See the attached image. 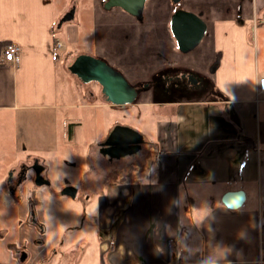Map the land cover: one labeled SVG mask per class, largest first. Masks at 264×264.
I'll use <instances>...</instances> for the list:
<instances>
[{
	"label": "crops",
	"instance_id": "0c3cea01",
	"mask_svg": "<svg viewBox=\"0 0 264 264\" xmlns=\"http://www.w3.org/2000/svg\"><path fill=\"white\" fill-rule=\"evenodd\" d=\"M80 1L84 8L78 14ZM104 1L0 0V118L6 113H50L58 109L59 100L69 104L65 106L67 109L114 106L104 96V105H92V94L76 80L69 79L72 76L68 70L70 63L83 53L73 52L71 43L66 50L58 52L63 48L58 39L62 33L64 40L74 39L72 34L78 36L75 27L65 25L78 24V17L84 24H93L99 13L109 12L101 8ZM234 2L241 11L238 18L232 11L226 17L222 12L214 15L211 11V16L214 15L211 41L213 54L218 57V63L213 66L211 98L192 100L187 97L178 103H157L154 101L159 98L156 91L141 90L139 94L145 96L142 103L114 106L129 122H115L112 130L116 126L132 129L142 136L143 143L135 153L116 159L98 150V144L105 138L107 141L112 130L105 138L99 136L98 142H86L87 167L79 186L82 185L80 190L86 198L97 196L89 205L90 208L94 206L93 211L91 213L85 205L86 223L81 222V228L60 229L49 242H46L49 233L45 227L44 233L39 234L30 225L22 224L26 235L35 234L34 242L40 249L39 264H52L45 261L51 257L53 264L62 261L82 264L87 250H91L84 239L78 241L79 246H74L83 257H64L61 253L68 248L66 239L79 235L84 229L92 231L97 238L93 245L97 249L98 264H264V250H260L259 245L264 231V91L259 90V80L264 79V52H253L250 42V34L258 25H261L259 32L264 38V0ZM162 6V12L167 14L165 30L171 37L170 1L164 0ZM71 8L74 9L72 20L58 28L59 20ZM114 9H118L116 14L109 12L107 15L121 19L120 13L130 16L119 8ZM144 12L143 21L146 19ZM54 38L61 45L57 46L58 50L53 47ZM12 43L19 47L16 64L2 57L3 49ZM153 53L133 52V55L153 62ZM61 55L62 85L58 81ZM124 74L132 85L136 84ZM148 80L149 77H141L136 82ZM78 89L84 90L82 96ZM142 106H148L145 109L153 114L140 108ZM132 109L139 113H133ZM149 121L152 129L147 127ZM137 124L142 129L136 128ZM74 129L70 124L72 134ZM93 151L99 161L91 159ZM150 152L154 154L152 161H144ZM32 158L36 157L16 162ZM0 159L6 164L10 162L6 169L0 165V200L4 205L7 203V207L12 201L18 211L25 212L26 219L24 200L30 197L39 201L36 193L52 188L49 169L37 158L47 168L45 181H49V185L27 183L30 187L20 184L12 188L7 185L8 173L17 164L11 165V155ZM104 165L106 170L117 171L120 177L114 180L103 177L102 183H98L93 172ZM146 168L152 169V176L139 179L137 170ZM234 191H242L245 201L238 209L231 210L222 203V196ZM64 199L76 201L75 198ZM92 219H97L96 224L89 225ZM6 233L1 235L0 241L5 239ZM47 244L51 251L47 250ZM9 245L12 242L7 247ZM15 252V248L9 251V258L18 264H30L32 256L17 260L16 256H11Z\"/></svg>",
	"mask_w": 264,
	"mask_h": 264
},
{
	"label": "rangeland",
	"instance_id": "374dc122",
	"mask_svg": "<svg viewBox=\"0 0 264 264\" xmlns=\"http://www.w3.org/2000/svg\"><path fill=\"white\" fill-rule=\"evenodd\" d=\"M163 4L164 0H148L145 4L146 19L142 22L120 12L123 19L120 17L113 18L112 14L107 15L109 12L116 14L118 9L99 13L97 17L95 16L96 18L93 24L90 25L84 24L83 20L78 17V24L65 25L75 27L78 36L72 34L74 39L64 40L62 33L59 39L63 43V48L59 49L58 52L66 50L67 45H69L68 43H71L73 44L71 47L73 52H80L101 60L102 56L108 57L110 61L115 63L114 65L119 66L118 68H121L132 78L133 83H136L137 79L141 77H149L150 80L154 75L153 72H156L154 68L161 65V63L165 65L168 60H170V65L197 72L200 76L210 75L213 71V66L218 63V57L211 52L212 49H210L209 43L204 41L194 52L184 54L176 52L174 49V40L169 36L168 30L167 32L165 30L167 28V14L166 11L162 12ZM87 6L89 7L90 4ZM181 6L184 7V10L195 13L196 15L202 13L204 19L208 18L211 11L214 12V15L222 12L225 17L231 15L232 11L236 15V18L240 17L241 12L238 3H235L234 0H183ZM78 8V14H80V11L84 8L82 1L78 3ZM214 15L211 20L212 25L214 23ZM67 23L69 22L65 24ZM260 27L261 25L255 26L250 34V42L253 43V52L258 53L264 52V38L259 32ZM211 39L212 36L207 41H211ZM129 52H154V61L145 62L141 60V57H137ZM61 66H63L62 55L58 62L60 69L58 71V81L60 85H62L61 79L63 76ZM71 75L73 76V74ZM72 76L67 78L72 81H77V78L75 76L73 78ZM78 91L79 96H82L81 92H84V90L78 89ZM85 91L91 92L92 99L90 102L92 105L95 103L104 105L99 85L92 83L89 87L85 88ZM78 100L80 98L76 99V102ZM59 101L58 109L50 113L41 112L38 114L37 112L36 115H34V112H23L19 114L6 113L3 118H0V157L6 159L11 155V165H14L17 164L16 161L19 159L24 160L29 156H35L42 163H45L49 169L48 177L52 181V188L50 191H47L45 188L38 191L36 197L39 201L35 205L37 217L39 216L40 222L43 223V226L49 233L47 239L45 238L46 242L55 238L56 232L60 229H65L68 226H70V230L71 227L81 228V222L82 224L86 223V218L84 219L83 216V207L85 205H88V207L90 204L92 205L94 203L92 199L97 197L94 195L90 199L83 198L85 194L82 193V198L76 201H70L62 198L60 195L58 197L54 195L56 190L61 186V183H63V179H67L71 184L80 187V178L87 167L85 162L87 155L85 148L88 147L87 143L98 142V138L101 135L105 138L115 126L113 125L115 122H129L127 118L123 117L118 107H90L87 109L70 107V109H67L65 106L69 104H62L65 102L64 100ZM68 101L70 102V100ZM143 101H145V96L142 95V99L139 102L142 103ZM147 107L142 106L140 108L149 112V109H145ZM132 112L139 113V110L132 109ZM149 114H153V112L150 110ZM137 118L138 116L133 119L135 124ZM70 124L75 126L73 134L69 131ZM135 127L142 129L140 124H137ZM147 127L152 129L153 124L149 121ZM11 147L15 148L11 150ZM95 153H92L91 159L99 161L100 158ZM153 156L154 154L150 152L144 161H152ZM1 161L0 159V165L2 167L5 166V169L10 166V162L6 164V162ZM105 166L96 170L94 169V177L95 180L98 179V183H102L103 177H107L106 180H114L120 177L117 171H110L108 168L106 170L104 168ZM103 171L104 173L107 172L105 176L103 175L104 173L102 174ZM137 172V176L141 180L149 175L152 176V169L149 168L139 169ZM27 186L30 187L29 184ZM54 197L56 200H54ZM7 206V203L4 205L0 200V237L4 232H8L3 236L5 239L0 241V264H18L16 260H12L11 257L9 258L10 254L6 247L10 242H12L16 250L26 247L28 254L31 253L32 258H34H31L29 263L39 264L40 260L37 258L40 255V249L34 242L35 234L28 233L26 235V230L22 225L25 224V212L18 211L12 201H10V206ZM93 208L94 206L90 208L91 213ZM87 209L85 210L87 211ZM117 213L120 214L121 212ZM58 220L59 223H56ZM96 220L92 219L91 222L88 221V224H96ZM91 233L84 229L75 237L69 236L70 238L66 239L68 242L66 246L68 248L63 249L61 256H72V258L83 257V253L81 252V255H79L77 250L74 249V246H79L78 241L84 239L91 250H87V258L82 264H88L89 262L91 264H98L97 249L93 245V242L96 243L95 240L97 238ZM27 242L29 243L27 244ZM43 245V247L46 246L44 243ZM48 246L47 244V250L51 251ZM47 257L49 258V255ZM45 261H51L53 264L54 259L51 257ZM61 264L68 263L62 261Z\"/></svg>",
	"mask_w": 264,
	"mask_h": 264
},
{
	"label": "water",
	"instance_id": "95a60500",
	"mask_svg": "<svg viewBox=\"0 0 264 264\" xmlns=\"http://www.w3.org/2000/svg\"><path fill=\"white\" fill-rule=\"evenodd\" d=\"M147 0H105L101 3L104 11H110L119 8L130 16L141 20L145 3ZM181 0H172V3L178 4ZM74 15V9L66 12L58 22V28L63 23L70 22ZM169 28L172 37L176 41V45L180 53H188L194 49L204 36L206 27L202 20L195 14L184 11L181 8L175 10L169 21ZM68 70L74 74L81 82L95 83L100 86L101 93L106 97V101L114 106H126L134 104L138 98V91L131 86L128 81L116 70L108 66L99 58L88 55H79ZM117 140L121 147L125 148L122 152L112 154L110 156L118 159L135 153L143 143L142 136L136 131L116 126L109 134L104 145L111 146ZM37 179L35 185L48 186L49 181L43 180L39 176L37 168ZM76 189L68 187L61 192L63 196L74 199ZM245 201L242 191L227 192L222 196V203L229 209L235 210L242 206ZM26 257V256H25ZM23 257L21 260H23Z\"/></svg>",
	"mask_w": 264,
	"mask_h": 264
},
{
	"label": "flooded vegetation",
	"instance_id": "af4514ba",
	"mask_svg": "<svg viewBox=\"0 0 264 264\" xmlns=\"http://www.w3.org/2000/svg\"><path fill=\"white\" fill-rule=\"evenodd\" d=\"M169 1H170V4H171L172 12H174L175 10H177L179 8L184 10V7L181 6L183 0H181V2L178 3V4L172 3V0H169ZM243 1L244 0H240L239 3L243 2ZM184 11H187V10H184ZM188 12H190V11H188ZM193 14H195V13H193ZM199 14L200 15H196V14L195 15L198 16L202 20V22L204 23V25L206 27V30H205L204 36H202L199 44L194 49L188 51V53L189 52H194L199 46L202 45V43H204V41L209 43L210 49H212L211 52H214L213 41H207L210 36L213 37V25H212V22H211V20H212L211 13H210V15H208V18H206V19H204L202 17V15H203L202 13H199ZM134 19L137 20L136 18H134ZM138 21L142 22L143 18L141 20H138ZM171 38H172V36H171ZM172 39L174 40V38H172ZM174 46H175L174 47L175 51L176 52H180L178 50V48H177L175 40H174ZM129 53L133 54V52H129ZM80 55H84V54H80ZM75 59L70 63V66L73 64ZM102 61L105 62L108 66H110L114 70L118 71L128 81V83L131 86L134 87L136 85V87H134V88L137 91H141V90H145L147 88L148 89L151 88L150 89L151 91L153 90L154 92L156 91V93H157V89H158V87H160V84L165 85L166 90L170 91L172 88L175 87L176 84H180L181 83L182 85L188 84L190 86H197L200 83V81H201L200 75H198L197 72H193V71H190L188 69H184L182 67H173V65H170L171 64L170 60H168V62L165 63V65L167 64L166 66L162 65V63H161V65L157 66L158 69H157L156 72H153L154 75L150 78V80L141 81V82H138V83L136 82L135 85H132L130 83V81L128 80V77L122 71V69L118 68L119 66L114 65L115 63L110 61V59L108 57L102 56ZM175 68H181V70H176ZM73 76H75V75H73ZM77 79H78V82L84 88H87V87H89L92 84V83L85 84V83L81 82L79 78H77ZM178 82H180V83H178ZM145 92L149 93V91H147V90ZM140 95L141 94H139V92H138V98H139ZM102 96H104V94H102ZM138 98H137V100H138ZM104 99L106 100L105 96H104ZM104 141H106V138H105ZM104 141L100 142L98 144V150H99V152L101 154L103 152L105 155H109L110 156L112 154H117V153L122 152L123 150H125V148L121 147L120 144L117 143L118 142L117 140L116 141L113 140L114 143L111 146L104 145L105 144ZM37 168L39 169V176L43 180L47 179V173L48 172H47L46 166L40 164V162H39V160L37 158H32L31 160L28 159V160H25V161L17 164L8 173V175H9L8 176V179H9L8 181L9 182L7 181L8 187L14 188V187L19 186L20 184H27V183L35 184V181L37 179V176H36L37 175ZM68 187H74L76 189V191H77V194H76V197H75L76 200L83 197L82 191L80 190L81 187H78V186H75V185L71 184L67 179H63V183H61V186L59 187L58 190H56L54 195L56 197H57V195L59 196L61 194V192L64 191ZM60 196L63 197V198H67V197H65L63 195H60ZM83 198H86V196H84ZM16 203H20V202H16ZM23 203H24V205L26 204V212L28 211L26 219H25V223L30 225L39 234L40 233L43 234L45 228L43 226V223L40 222L39 216L37 217V209H36V206H35V201L32 198L27 197L24 200ZM7 249H9V251L14 250V245L13 244L9 245L7 247ZM28 255L32 256L31 253L28 254L27 248L23 247L20 250H17V252L13 253L11 256H14V257L16 256L18 260H21L23 257L28 256Z\"/></svg>",
	"mask_w": 264,
	"mask_h": 264
},
{
	"label": "trees",
	"instance_id": "16d2710c",
	"mask_svg": "<svg viewBox=\"0 0 264 264\" xmlns=\"http://www.w3.org/2000/svg\"><path fill=\"white\" fill-rule=\"evenodd\" d=\"M59 39V38H58ZM57 38H54L53 40V47L54 49H57ZM58 50V49H57ZM176 70H181V68H175ZM201 81L197 86H190L188 84L182 85L176 84L174 88H172L170 91H167L165 88V85L160 84V87L157 89V95L159 98H156L154 100L155 102H167V103H178L179 101L185 100V98L188 97V99H210L212 96V88L214 86L213 84V71L208 76H200ZM78 82V79H77ZM79 83V82H78ZM80 84V83H79ZM151 88H147L145 90H148L149 93L151 92ZM143 92V91H142ZM201 96V97H200ZM200 97V98H199ZM142 99V96L140 95L136 103H140L139 100ZM35 200V205H36Z\"/></svg>",
	"mask_w": 264,
	"mask_h": 264
},
{
	"label": "built area",
	"instance_id": "2783aa9c",
	"mask_svg": "<svg viewBox=\"0 0 264 264\" xmlns=\"http://www.w3.org/2000/svg\"><path fill=\"white\" fill-rule=\"evenodd\" d=\"M61 45L58 43V47ZM19 47L17 44H9L7 45L2 52L3 60L6 62H10L12 64H16L18 61ZM259 90L264 91V79L261 78L259 80ZM260 250H264V231H262L260 236Z\"/></svg>",
	"mask_w": 264,
	"mask_h": 264
},
{
	"label": "bare ground",
	"instance_id": "6f19581e",
	"mask_svg": "<svg viewBox=\"0 0 264 264\" xmlns=\"http://www.w3.org/2000/svg\"><path fill=\"white\" fill-rule=\"evenodd\" d=\"M20 58V57H19ZM20 61V60H19Z\"/></svg>",
	"mask_w": 264,
	"mask_h": 264
}]
</instances>
